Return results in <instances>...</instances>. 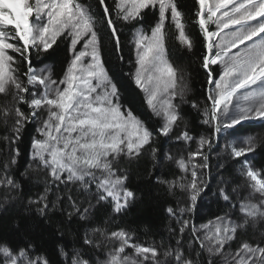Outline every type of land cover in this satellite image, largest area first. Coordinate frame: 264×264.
<instances>
[{"label":"snow or ice","instance_id":"6c2138e0","mask_svg":"<svg viewBox=\"0 0 264 264\" xmlns=\"http://www.w3.org/2000/svg\"><path fill=\"white\" fill-rule=\"evenodd\" d=\"M194 8L189 15L179 0H0V211L11 205L22 212L14 233L0 235V264H264V231L243 238L264 222V169L248 158L264 140L237 139L244 122L264 127V0H194ZM149 14L153 22L145 25ZM123 28L132 35L134 59L127 61ZM61 42L70 56L57 77L45 61ZM106 52L117 68L129 65L126 75L155 126L125 102ZM176 53L195 54L201 98H190V66ZM185 105L205 134H192ZM146 152L153 171L168 163L178 170L155 180L181 194L166 208L174 246L111 227L138 199L121 162ZM229 159L240 165L239 182L225 175ZM33 180L42 190L29 194ZM213 201L222 202L221 214L197 224L200 206ZM98 209L107 212L102 224ZM57 213L51 247L43 232L21 224L35 219L50 228Z\"/></svg>","mask_w":264,"mask_h":264},{"label":"trees","instance_id":"16d2710c","mask_svg":"<svg viewBox=\"0 0 264 264\" xmlns=\"http://www.w3.org/2000/svg\"><path fill=\"white\" fill-rule=\"evenodd\" d=\"M109 5H113V0H107ZM179 4L183 11L191 15L194 11V0H179ZM153 22L152 14H149L145 19V25ZM190 31L194 38L198 40L196 54L201 51L199 43L200 37H198V28L195 25L190 27ZM132 35L128 28L121 30V41L124 46L125 60L129 58L134 59V53L131 51ZM55 47V46H54ZM51 51V50H50ZM70 53L67 51L66 42H61L60 47L52 52L51 56L45 61L52 69L57 77L61 76L63 70L67 66V61ZM107 61V66L112 68L117 73V79L125 102L134 110V113L144 119L148 125L155 126L157 124V118H150V110L147 109L143 102V95L138 89L135 88L129 77L126 75L129 65L127 63L116 66V58L111 52H106L104 56ZM181 65L189 67L191 71V80L189 86L191 89L190 98H201V85L204 80L203 72L198 70L197 63L195 62V54L191 55L185 53L183 55L176 53L174 57ZM3 102V97H0V103ZM184 111L189 123V128L193 135L196 133L205 134V126L200 124L199 118L194 109H191L188 105H185ZM239 128L240 135L237 137L238 141H242L243 138L249 134H255L258 140H264V127L260 126L259 121L244 122L242 125L237 126ZM4 126L0 123V137L4 135ZM223 141H221V146ZM165 148L171 147L175 153L177 147L183 150L182 145H170L165 142ZM195 144L192 145L193 150ZM6 149L3 142H0V160L5 158ZM250 162L257 169H264V144L257 147L255 153L248 154ZM244 157H241L242 161ZM224 162V161H220ZM213 175L216 174V165L218 163L215 151L211 157ZM26 166V165H25ZM121 167H126L129 171V184L137 192L138 199L135 204L128 210L126 215L117 219L115 224L111 227L117 226L130 228L136 233L137 238L146 243L152 241L160 242L161 240L175 245V238L170 236L169 227H176L174 221H170L166 208L168 206L175 207L177 201L181 198L179 192L176 195H170L166 188L155 182L157 176H161L164 179H172L173 174H178L174 164L168 163L163 168H157L153 171L152 161L149 154L146 152L140 157L138 161L121 162ZM227 171L225 175L231 178L234 182H239L241 178L238 175L240 165L235 161L227 160L225 163ZM19 171H23L20 168ZM42 190V185L36 184L35 181L25 185V191L29 194H35ZM246 195V193H244ZM3 200V193L0 191V201ZM7 211H0V235H11L15 231L14 221L22 216V212L11 205H6ZM221 205H217L214 201L211 203L205 202L200 206L196 213L195 221L197 224L205 223L211 219L214 215L221 214ZM107 216V212L104 209H98L95 216V222L102 224ZM53 223L50 228H45L40 222L35 219L28 220L27 218L21 219L23 226L31 225L33 231L39 235L44 233V240L48 246L51 247L54 243L51 236L48 234L50 231H54L56 222L60 219L59 214L53 216ZM75 228V226H73ZM261 231H264V222L256 224L255 227L249 226L247 234L244 239H250L254 235L258 238ZM65 239L71 240V236H66ZM103 258V257H101Z\"/></svg>","mask_w":264,"mask_h":264}]
</instances>
